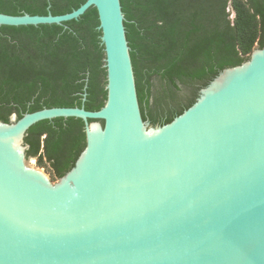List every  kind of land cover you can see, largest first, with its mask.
Here are the masks:
<instances>
[{"label":"water","instance_id":"1","mask_svg":"<svg viewBox=\"0 0 264 264\" xmlns=\"http://www.w3.org/2000/svg\"><path fill=\"white\" fill-rule=\"evenodd\" d=\"M90 7L104 52L102 106L0 120V264H264V42L170 121L152 123L120 0L56 15L0 12V25L62 24ZM55 117L80 118L85 134L57 181L24 143L30 126Z\"/></svg>","mask_w":264,"mask_h":264},{"label":"trees","instance_id":"2","mask_svg":"<svg viewBox=\"0 0 264 264\" xmlns=\"http://www.w3.org/2000/svg\"><path fill=\"white\" fill-rule=\"evenodd\" d=\"M84 1L0 0V12L56 15ZM120 3L140 110L152 123L170 121L214 73L264 42V0ZM98 23L90 7L62 24L0 25V120L42 107L99 109L106 90ZM83 125L75 117L36 122L24 136L26 156L48 164L58 178L84 146Z\"/></svg>","mask_w":264,"mask_h":264},{"label":"rangeland","instance_id":"3","mask_svg":"<svg viewBox=\"0 0 264 264\" xmlns=\"http://www.w3.org/2000/svg\"><path fill=\"white\" fill-rule=\"evenodd\" d=\"M38 168H46V174H52L53 175L50 166L48 164L44 163V162H40L39 163V161H38ZM53 178H54L55 181H57V177H55L53 175Z\"/></svg>","mask_w":264,"mask_h":264}]
</instances>
